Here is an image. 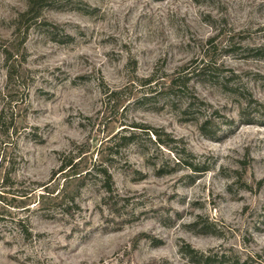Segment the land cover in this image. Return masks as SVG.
Wrapping results in <instances>:
<instances>
[{"label":"rangeland","instance_id":"1","mask_svg":"<svg viewBox=\"0 0 264 264\" xmlns=\"http://www.w3.org/2000/svg\"><path fill=\"white\" fill-rule=\"evenodd\" d=\"M55 3L44 16L56 26L28 33L14 58H25L21 78L7 88L2 44L26 0H0V113L20 130L0 141V179L14 171L30 191L73 143L99 160L135 124L174 142L134 130L137 143L111 168L118 198L104 201L92 183L73 218L47 219L35 200L3 194L0 264H193L188 245L210 264H264V0ZM205 65L213 74L199 77ZM179 78L184 92L167 96Z\"/></svg>","mask_w":264,"mask_h":264},{"label":"trees","instance_id":"2","mask_svg":"<svg viewBox=\"0 0 264 264\" xmlns=\"http://www.w3.org/2000/svg\"><path fill=\"white\" fill-rule=\"evenodd\" d=\"M161 1V0H157ZM55 0H26V9L19 13L14 21V31L12 33V41H10L2 48L3 55L5 56L6 72H7V88L16 85L17 81L21 78L22 62L15 59V56L25 51V43L27 41L28 33L34 28H49L53 25L44 16L46 10H52L55 8ZM68 39L70 38L67 36ZM213 40H209V44H212ZM7 45V46H6ZM1 46V45H0ZM257 55L264 57V48L257 50ZM18 58V57H17ZM185 67L181 69L184 71ZM209 65H205V69L198 74L199 77L204 75L213 74L210 72ZM179 79H173L167 86V96L178 95L179 92H184L185 83L179 84ZM153 82V77L144 81V86L150 85ZM111 97L114 98L113 93ZM110 98V99H112ZM149 97H144L142 101H149ZM12 102V100H10ZM14 101V99H13ZM114 101V100H113ZM257 102V101H255ZM200 103L203 106L209 105L203 101ZM258 103V102H257ZM194 103L186 105L184 114L187 115L192 109ZM11 105V104H10ZM217 114V112H216ZM198 127L201 133L205 136L211 134L210 126L212 122L208 119L203 120L201 123L198 121ZM134 130L141 129L146 134L154 135L159 141L160 146H169L174 140L160 129L148 126V125H136ZM127 129H123L124 132H119L108 140L109 145L106 147L104 153L99 152V160H94V155L91 150L92 147L89 144L77 145L73 143L70 152H64L59 154V166L53 170L48 183H34L35 188L30 191H22L16 187L12 174L14 171H9L4 174V177L0 179L4 193H0V199H3V194L13 196V200L28 199L31 203L35 200L36 207L39 211L43 212V216L47 219H56L58 216L64 218H73L76 214L82 210L80 205V199L85 189L92 183L98 184L102 192L107 196L106 199L118 198V194L115 188V182L111 173V168L117 161L121 160L122 151L137 143L138 135L137 131H130L126 133ZM20 134V130L14 121L13 115L6 113L3 109L0 113V141L7 139L4 143H10L11 135ZM126 133V134H125ZM213 136V135H211ZM9 140V141H8ZM11 165V160L8 162ZM14 170V164L11 165ZM18 227L22 230V235L25 239L32 238V233L28 230L27 224L23 221H18ZM186 254L190 257L193 264H210L212 258L210 255L204 253H194L195 251L191 246L185 248ZM195 254V255H194ZM232 264H245L235 262Z\"/></svg>","mask_w":264,"mask_h":264}]
</instances>
